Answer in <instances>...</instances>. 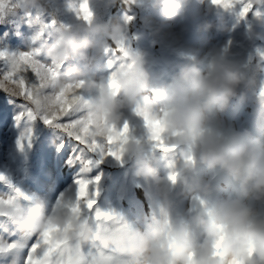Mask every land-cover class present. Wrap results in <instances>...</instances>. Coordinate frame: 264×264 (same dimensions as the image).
I'll return each mask as SVG.
<instances>
[{"label":"clouds","instance_id":"clouds-1","mask_svg":"<svg viewBox=\"0 0 264 264\" xmlns=\"http://www.w3.org/2000/svg\"><path fill=\"white\" fill-rule=\"evenodd\" d=\"M124 2L132 6L139 0ZM191 2L151 0V5L161 9L167 20H175ZM45 3L14 0L13 10L42 14ZM211 3L234 7L225 0ZM211 27L209 22L202 25L205 30ZM126 31L127 25L120 20L96 22L92 13L86 24L59 29L51 43L42 45L41 54L60 66L58 85L75 87L87 100L91 132L98 142L107 143L127 126L121 159H132V175L149 183L146 196H155L152 218L134 226L123 214L112 213L103 224L94 223V218L72 207L50 210L42 198L25 206L22 197L0 200V217L13 220L21 232L37 236L48 232L54 249L64 253L65 264H116L117 258L127 264H230L232 260L264 264V213L253 205L264 204V138L246 129L229 131L217 126L218 117L242 96V89L253 87L254 80L227 58L225 49H219L205 66L195 59L182 64L170 83L153 90L147 61L126 46ZM161 32L157 29L153 35ZM110 51L120 61L110 77L115 78V86L110 79L97 80L91 73L92 63ZM72 60L81 66L62 71ZM150 91L154 97H149ZM259 96L264 99V88ZM126 111L143 117L148 145L179 154V163L167 175H161L145 155L146 144L130 134ZM149 120L161 123L159 140L153 139ZM200 166L223 174L235 195L214 199L213 183L197 175ZM181 183L182 194L199 205L188 218L177 212L172 195Z\"/></svg>","mask_w":264,"mask_h":264},{"label":"rangeland","instance_id":"rangeland-1","mask_svg":"<svg viewBox=\"0 0 264 264\" xmlns=\"http://www.w3.org/2000/svg\"><path fill=\"white\" fill-rule=\"evenodd\" d=\"M87 2L96 22L118 19L127 25L126 46L147 61L153 90L170 83L180 65L195 59L205 66L216 50L225 49L227 58L241 66L254 80V85L251 89H242V96L234 99L229 109L218 117L217 126L229 131L246 129L264 138V99L259 96L264 88V0L259 3L243 0L234 3L230 9L216 7L211 0L207 4L192 0L175 20H167L161 9L152 7L151 0H139L132 6L124 0L115 4L112 0ZM82 3L83 0H46L42 14L37 10L25 14L16 9L0 15V51L18 55L41 49L42 45L54 40L59 29L88 23L80 12ZM249 3L251 8L242 15L244 6ZM36 16L40 17L41 24L31 22ZM206 22L212 27L205 30L202 25ZM221 24L225 26L224 30L218 28ZM44 25L47 28L42 31ZM157 29L162 32L153 35ZM40 59L51 64L42 54ZM119 63L118 54L110 51L92 63L91 73L97 80L107 81ZM80 66L72 60L62 67V71ZM7 68L5 61L0 59V74ZM26 75L31 78L32 74ZM148 95L154 97V92L150 91ZM21 103H24L22 98L0 90V175L7 181L0 180V198L14 195V189H19L27 197L21 198L25 206L42 198L49 209L54 210L61 199L75 201L78 179L100 177L95 209L123 214L134 226H142L152 218L155 196H146L150 192L149 183L138 181L132 175V159L117 160L105 152H93L63 130L42 120L34 123L32 143L22 150L19 140L26 125L18 126L15 119ZM125 118L130 134L146 144L145 155L161 175H167L179 163V154L164 153L147 144L142 116L126 111ZM197 175L213 183L214 199L235 195L233 185L223 174L212 173L200 166ZM183 187L182 183L178 184L172 195L177 212L188 218L199 205L182 194ZM253 205L264 213V204L253 202ZM92 215L94 217L95 213ZM197 237L203 238L201 233H197ZM37 239V235L19 231L13 220L0 217V246L4 248L0 251V264H28ZM53 264H65L64 254L54 256ZM116 264L127 262L117 258Z\"/></svg>","mask_w":264,"mask_h":264},{"label":"snow or ice","instance_id":"snow-or-ice-1","mask_svg":"<svg viewBox=\"0 0 264 264\" xmlns=\"http://www.w3.org/2000/svg\"><path fill=\"white\" fill-rule=\"evenodd\" d=\"M213 3H220L221 0H212ZM243 2V0H225V3ZM14 0H0V15L13 10ZM251 4L244 6L242 15L247 14ZM80 12L86 21L92 15L88 8L87 0H83L80 5ZM129 20L131 17L128 18ZM31 22L41 24L39 16L31 18ZM54 23V22H53ZM47 28V25H44ZM113 54L115 52L113 51ZM41 49L36 48L29 52L20 54H10L7 51H0V59L8 65L6 71L0 74V90L7 92L10 96L20 97L24 103L19 105L20 111L15 117L17 125L24 123L26 126L21 134L19 146L23 150L25 145L30 146L34 137L33 125L36 121L42 120L45 124L63 130L69 137L74 138L87 149L96 152H105L117 160H121V143L127 126L115 136L108 138L107 143L98 142L91 132L93 124L92 116L87 110V100L77 92L76 88L69 85L61 87L58 85L60 66L47 64L40 59ZM28 73H31L29 78ZM115 86V78L109 80ZM152 129L153 139H160V132L163 130L159 121H148ZM163 147V144L159 145ZM167 150V149H165ZM0 180L6 181V177L0 175ZM100 177L95 180L78 179V194L75 201H61L56 208L72 207L83 211L86 217L95 219L103 224L105 220L111 218L112 213H105L95 209L96 197L99 195L98 184ZM7 182V181H6ZM23 197L25 194L19 189H14V195L8 196L11 201L14 198ZM4 198H0L3 200ZM93 212L95 213L93 217ZM12 247V245H8ZM0 246V251H3ZM64 254L57 252L53 247V242L48 232L38 236L36 243L32 246L28 264H53V259L49 257ZM230 264H241L239 260H232Z\"/></svg>","mask_w":264,"mask_h":264}]
</instances>
